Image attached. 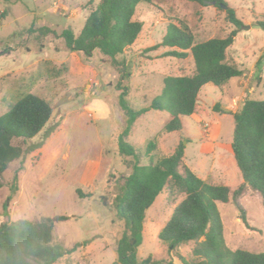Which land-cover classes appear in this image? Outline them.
<instances>
[{"label": "rangeland", "instance_id": "rangeland-1", "mask_svg": "<svg viewBox=\"0 0 264 264\" xmlns=\"http://www.w3.org/2000/svg\"><path fill=\"white\" fill-rule=\"evenodd\" d=\"M99 1L0 0V17L6 13L0 25V115L25 92L47 99L54 108L50 121L33 139L13 141L27 152L3 174L0 224L68 215L55 224V241L66 248L55 264H110L118 258V243L127 225L115 198L121 178L131 172L134 162L117 146L127 118L120 96L127 88L130 104L149 106L161 95L165 76L190 74L194 68L191 56L159 57L167 47L148 50L162 40L170 21L187 22L198 40L225 37L235 28L227 18L232 7L243 25L227 55L245 74L233 77L224 88L205 84L196 112L182 116L179 131L163 130L169 118L166 110L151 109L139 117L127 140L142 156L149 140L158 143L161 155L171 154L183 141V163L210 182L236 189L243 177L228 151L235 129L233 112L243 99L264 98L258 77L260 73L264 80V28L259 25L264 21V0H225L227 8L187 0L141 2L135 19L144 22L143 30L130 49L117 56L118 63L98 49L92 56L73 51L62 36L68 27L79 34ZM182 198L167 188L146 210L139 258L153 255L181 264L159 233ZM239 203L245 221L233 200L217 201L226 243L233 249L264 251L261 196L247 189ZM194 245L182 244L179 253L189 258Z\"/></svg>", "mask_w": 264, "mask_h": 264}, {"label": "trees", "instance_id": "trees-1", "mask_svg": "<svg viewBox=\"0 0 264 264\" xmlns=\"http://www.w3.org/2000/svg\"><path fill=\"white\" fill-rule=\"evenodd\" d=\"M201 5L214 3L222 8L225 0H187ZM154 0H100L86 18L84 27L75 34L69 27L62 36L68 48L92 56L100 50L118 63L117 56L127 52L141 34L144 22L135 19L137 6ZM6 13L1 15L5 19ZM227 18L235 28L225 37L198 40L192 28L184 20L170 21L162 40L149 47L156 50L167 47L159 57L191 56L194 68L190 74L167 75L163 79L160 96L149 106L138 108L120 96V106L126 112V125L118 134L117 146L122 155L133 158L131 172L120 180V192L115 206L125 219L127 231L121 236L118 258L110 264H179L173 259H156L153 255L139 258L138 245L143 239L146 210L156 198L170 188L183 195L171 217L162 227L159 237L175 251L181 264H264V251L254 252L228 246L224 237V224L217 201L239 200L247 189L260 193L264 205V98H246L241 108L233 112L235 129L231 143L235 161L241 170L243 183L233 189L226 184L210 182L200 177L183 163L186 144L181 141L169 155H161L158 143L149 140L143 156L127 139L136 121L151 109L166 110L169 118L164 122L167 133L183 127L182 116L193 115L197 110L198 96L202 87L212 83L224 88L233 77L245 74L244 68L229 60L227 50L233 45L242 20L232 7L227 9ZM259 25L264 28V21ZM261 61L258 68L261 69ZM259 80H264L259 73ZM50 101L33 93L20 94L0 115V188L3 174L12 162L27 152L15 139L25 143L39 134L53 115ZM146 158L147 162L142 163ZM242 218L245 221L244 210ZM68 215L44 217L38 221L21 219L0 224V264H55L62 258L66 248L55 241L54 228L58 221ZM193 242L191 256L179 253L182 244Z\"/></svg>", "mask_w": 264, "mask_h": 264}, {"label": "crops", "instance_id": "crops-1", "mask_svg": "<svg viewBox=\"0 0 264 264\" xmlns=\"http://www.w3.org/2000/svg\"><path fill=\"white\" fill-rule=\"evenodd\" d=\"M245 99H243V101H244ZM133 132V131H132ZM131 135V134H130ZM211 147V146H210ZM212 148H215V146L213 145L212 146ZM228 148H229V153H233V151H232V147H231V144L228 146ZM234 155V154H233ZM224 167V166H223ZM225 168V167H224ZM226 169V168H225ZM218 171L220 172V173H224V169L222 170V168L219 166L218 167ZM226 172V171H225ZM230 186V185H229ZM258 193V192H257ZM259 195H260V193H259ZM261 196V195H260ZM262 198V197H261Z\"/></svg>", "mask_w": 264, "mask_h": 264}, {"label": "water", "instance_id": "water-1", "mask_svg": "<svg viewBox=\"0 0 264 264\" xmlns=\"http://www.w3.org/2000/svg\"><path fill=\"white\" fill-rule=\"evenodd\" d=\"M222 7L227 8L228 6L226 4L222 3ZM71 29V27H69Z\"/></svg>", "mask_w": 264, "mask_h": 264}]
</instances>
